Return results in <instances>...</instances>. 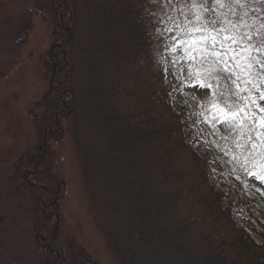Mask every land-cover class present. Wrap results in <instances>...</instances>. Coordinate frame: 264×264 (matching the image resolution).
Listing matches in <instances>:
<instances>
[{
	"label": "rangeland",
	"instance_id": "rangeland-1",
	"mask_svg": "<svg viewBox=\"0 0 264 264\" xmlns=\"http://www.w3.org/2000/svg\"><path fill=\"white\" fill-rule=\"evenodd\" d=\"M201 7L0 0V264L44 259L37 234H54L68 264H202L226 249L238 259L241 242L263 243L264 149L249 162L236 147L242 136L228 130L230 73H219L216 87L215 65L200 64L211 46L189 59L158 24ZM232 7L223 11L243 19L241 31L264 35V2ZM71 27L60 46L71 70L58 73L66 118L46 113L47 56ZM240 92L264 123V71ZM49 117L57 126L44 131ZM254 136L264 140V129ZM41 202L58 212L56 233L30 213Z\"/></svg>",
	"mask_w": 264,
	"mask_h": 264
},
{
	"label": "snow or ice",
	"instance_id": "snow-or-ice-1",
	"mask_svg": "<svg viewBox=\"0 0 264 264\" xmlns=\"http://www.w3.org/2000/svg\"><path fill=\"white\" fill-rule=\"evenodd\" d=\"M168 2H179V0H168ZM185 2L193 5L194 8L197 5H205V7L199 8V11H181L180 18L168 17L171 27H168L167 20H160L158 24L166 33L173 34L172 49L179 48L189 59L192 58L191 53L196 50L211 46L201 54L200 64L201 66L215 65L213 71L209 72V76L213 77L216 73L214 76L216 87L220 86L221 77L218 74L230 73L228 80L235 91L230 93L234 99L226 103V107L234 119L228 121L227 126L230 132L242 136V141L238 140L236 147L244 148L249 153V162H251L255 159L254 154L257 149H264V140H256L254 136L258 127L264 129V123L258 124V117L247 111L250 106L255 105L256 101L251 95L241 94L240 85L258 81L260 72L264 71V51H262L264 35L254 37L248 31H241L243 19L230 20L227 13L223 11L227 8V12L235 14L232 5H243L245 0H185ZM177 32L180 33L179 36L175 35ZM163 43L165 46L168 45L167 40H163ZM217 48H219L218 51ZM200 87L212 88L213 84L201 83ZM248 91L251 92L252 89ZM220 95L223 96V92ZM260 98L264 99V93ZM260 156L264 157V151L260 152ZM257 178L264 179V177Z\"/></svg>",
	"mask_w": 264,
	"mask_h": 264
},
{
	"label": "trees",
	"instance_id": "trees-1",
	"mask_svg": "<svg viewBox=\"0 0 264 264\" xmlns=\"http://www.w3.org/2000/svg\"><path fill=\"white\" fill-rule=\"evenodd\" d=\"M74 31H75L74 27H71L69 30H67L66 34L62 35L61 43L58 45H55L52 48V50L48 53V56H47L48 62L50 66L52 67V75H50L51 76L50 81L52 84L51 85L52 88L50 87L49 89L50 91H48L47 93V99L49 98L51 103H47L45 101L46 113H48L49 115L53 113H59V115L61 114L62 117L68 118L65 112L67 111L68 113L69 110H65L66 107H63V105L65 104L62 98L68 99L67 101H69V96H68V92L65 90V87L63 85L65 82L64 78L62 77L63 73L61 75L58 73H60L59 71L62 72V70L68 67L69 65V63L67 64L66 54L62 49H61L62 51L60 50V46L61 44L68 43V41L72 39ZM68 68H70V65ZM71 83H72V80H68L70 90L72 91L73 87L71 86ZM58 87L59 89H56ZM54 89L56 91H54ZM53 94H54V97H53ZM71 105L72 104L70 103L68 104V109H70ZM45 122L43 124L44 131L47 128L55 129L57 126V124L54 121V118H50V117L45 118ZM40 205H41L40 209H36L34 207L30 211V213L36 219V221L39 223L40 226L48 225L50 224V221H52L54 225L53 232L56 233L58 212L55 211L56 210L55 209L54 213L52 214V212H47L48 208L46 209L43 203ZM262 230L264 231V227L262 228ZM40 231L41 229H39V232ZM263 231H262L263 243L260 246L257 247L252 244H247L244 242L239 243V245L235 248L237 252H239V249H241L238 259L235 258L234 255H231L229 249H226L224 253L214 254L213 257H210L209 259L204 261L202 264H264V232ZM35 238L38 241L39 247H41V249L43 248L45 252L44 257H43L44 259H42L41 261H38L37 264H68L67 263L68 260H66L67 259L66 255H62V251L56 246V243L54 241L55 239L54 234L47 237V239L42 237L40 234H37ZM241 255L242 257H240ZM241 260L242 262L240 263Z\"/></svg>",
	"mask_w": 264,
	"mask_h": 264
}]
</instances>
